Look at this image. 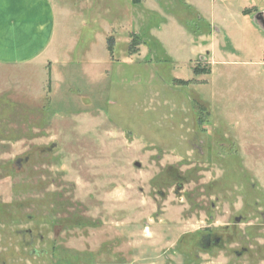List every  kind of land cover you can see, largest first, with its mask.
Masks as SVG:
<instances>
[{
	"label": "rangeland",
	"instance_id": "rangeland-1",
	"mask_svg": "<svg viewBox=\"0 0 264 264\" xmlns=\"http://www.w3.org/2000/svg\"><path fill=\"white\" fill-rule=\"evenodd\" d=\"M51 1L0 65V264H264V0Z\"/></svg>",
	"mask_w": 264,
	"mask_h": 264
},
{
	"label": "crops",
	"instance_id": "crops-1",
	"mask_svg": "<svg viewBox=\"0 0 264 264\" xmlns=\"http://www.w3.org/2000/svg\"><path fill=\"white\" fill-rule=\"evenodd\" d=\"M55 12L51 0H0V65H31L48 54Z\"/></svg>",
	"mask_w": 264,
	"mask_h": 264
},
{
	"label": "flooded vegetation",
	"instance_id": "flooded-vegetation-1",
	"mask_svg": "<svg viewBox=\"0 0 264 264\" xmlns=\"http://www.w3.org/2000/svg\"><path fill=\"white\" fill-rule=\"evenodd\" d=\"M260 216H264V213L260 214ZM198 240L199 247L201 249H210L218 247L221 244V238L210 229L202 230L201 232H199Z\"/></svg>",
	"mask_w": 264,
	"mask_h": 264
},
{
	"label": "trees",
	"instance_id": "trees-1",
	"mask_svg": "<svg viewBox=\"0 0 264 264\" xmlns=\"http://www.w3.org/2000/svg\"><path fill=\"white\" fill-rule=\"evenodd\" d=\"M141 1H142V0H132V3H133V4H138V3H140ZM135 39H137V37H134V40H132V42L130 43V49H129V54H130V55H133V54L135 53V51L132 50V48H133L132 45H133V43L136 41ZM109 48H110V46H109ZM200 72H202V71H199V70L196 69V68L194 69V73H195V74H199ZM178 82H180V84H182V83H183V84H186L185 82H182V81H178Z\"/></svg>",
	"mask_w": 264,
	"mask_h": 264
},
{
	"label": "water",
	"instance_id": "water-1",
	"mask_svg": "<svg viewBox=\"0 0 264 264\" xmlns=\"http://www.w3.org/2000/svg\"><path fill=\"white\" fill-rule=\"evenodd\" d=\"M256 22L264 29V19L259 17V14L255 16Z\"/></svg>",
	"mask_w": 264,
	"mask_h": 264
}]
</instances>
